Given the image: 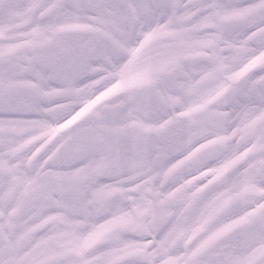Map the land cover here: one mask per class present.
I'll use <instances>...</instances> for the list:
<instances>
[{"label":"snow or ice","instance_id":"obj_1","mask_svg":"<svg viewBox=\"0 0 264 264\" xmlns=\"http://www.w3.org/2000/svg\"><path fill=\"white\" fill-rule=\"evenodd\" d=\"M0 264H264V0H0Z\"/></svg>","mask_w":264,"mask_h":264}]
</instances>
